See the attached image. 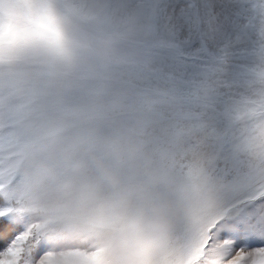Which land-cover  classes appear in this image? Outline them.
Listing matches in <instances>:
<instances>
[{"label":"rangeland","instance_id":"1","mask_svg":"<svg viewBox=\"0 0 264 264\" xmlns=\"http://www.w3.org/2000/svg\"><path fill=\"white\" fill-rule=\"evenodd\" d=\"M19 0H0L14 5ZM35 30L0 31V212L50 245L42 225L68 202L102 204L170 224L161 264L194 229L264 182V42L245 66L222 123L199 133L163 79L179 39L170 0H31ZM264 29V0H229ZM2 19V17H0ZM71 59L53 70L52 47ZM232 144L226 174L205 136ZM223 167V165H221ZM51 246V245H50Z\"/></svg>","mask_w":264,"mask_h":264},{"label":"snow or ice","instance_id":"2","mask_svg":"<svg viewBox=\"0 0 264 264\" xmlns=\"http://www.w3.org/2000/svg\"><path fill=\"white\" fill-rule=\"evenodd\" d=\"M170 5L179 39L162 59L163 79L178 98L183 126L199 133L202 125L222 123L223 109L240 87L245 66L264 42V29L258 34L250 14L229 0H170ZM204 146L216 157L213 169L226 174L231 141L219 134L205 136ZM190 249L196 260L211 253L206 264H264V182L223 204L209 223L194 229ZM61 257L11 214L0 212V264H103L102 249Z\"/></svg>","mask_w":264,"mask_h":264},{"label":"clouds","instance_id":"3","mask_svg":"<svg viewBox=\"0 0 264 264\" xmlns=\"http://www.w3.org/2000/svg\"><path fill=\"white\" fill-rule=\"evenodd\" d=\"M0 17V31L5 32L7 39H13L18 27L35 30L41 12L31 0H19L14 5H3ZM51 51L53 70L72 56L63 42L54 44ZM42 229L47 232L57 259H62L61 253L102 249L103 264H161L168 249L170 224L151 218L133 220L102 204L68 202L50 210ZM211 259V253L194 259L190 248L169 256L174 264H206Z\"/></svg>","mask_w":264,"mask_h":264}]
</instances>
